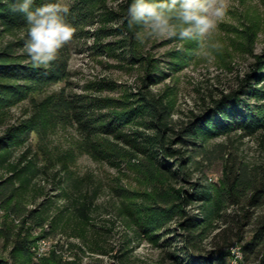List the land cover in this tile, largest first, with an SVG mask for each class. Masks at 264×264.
Segmentation results:
<instances>
[{"label": "trees", "instance_id": "obj_1", "mask_svg": "<svg viewBox=\"0 0 264 264\" xmlns=\"http://www.w3.org/2000/svg\"><path fill=\"white\" fill-rule=\"evenodd\" d=\"M48 2L55 0H34L33 8ZM131 2L125 0L116 10L106 0H75L69 6L67 21L76 29L75 34L88 32L99 54L113 53L128 45L131 63L145 67L141 85L135 91H125L120 98L81 93L69 97L63 92L49 96L30 117L10 125L0 135V169L7 173H0V210L4 209L6 216L20 218L12 239V256L17 264H62L54 251L35 257L37 242L57 234L66 220L75 221L72 236L86 237L95 196L83 192L84 182L74 180L66 164L67 177L58 194L66 204L51 218L48 229L44 228L50 217L46 202L27 209L22 201L32 179L43 169L26 153L14 162L15 149L26 134L40 133L47 124L57 121L76 124L83 137L82 147L96 159L116 168L127 165L141 173L149 188L120 189V195L126 198L123 212L140 233L162 250L165 261L234 264L232 249L239 246V264H264V166L250 169L230 157L225 159L219 181H193L199 161L194 150L186 147L188 143L204 146L212 137L237 130L246 136L264 130V51L257 55L238 88L223 93L203 113L175 130L171 125L173 101L151 89L166 73L156 59L139 53L135 44L138 27L127 23ZM113 20L119 24L109 25ZM96 22L99 25L93 30L84 29ZM16 30H23L24 35L14 44L24 45L27 26L22 14L12 13L8 4L0 2V37ZM116 32L124 37L102 41ZM70 44L47 69L14 57L10 44L0 48V112L29 92L66 81ZM95 84L99 91L115 86L104 79ZM191 204H195L196 212L190 210ZM64 211H68L67 215ZM37 229L40 231L35 234ZM90 250L106 253L92 247ZM0 264L13 263L0 255Z\"/></svg>", "mask_w": 264, "mask_h": 264}, {"label": "rangeland", "instance_id": "obj_2", "mask_svg": "<svg viewBox=\"0 0 264 264\" xmlns=\"http://www.w3.org/2000/svg\"><path fill=\"white\" fill-rule=\"evenodd\" d=\"M74 1L63 0L69 6ZM106 2L110 8L119 10L125 0ZM118 24V20L109 23L112 26ZM98 25L96 22L84 29L90 31ZM137 27L135 44L139 53L146 58L156 59L166 73L163 79L151 85V89L173 101L171 125L177 130L194 115L212 106L214 99L238 88L251 71L257 55L264 51V0H230L227 15L208 42L149 37L141 26ZM23 35V30L3 33L0 48L10 44L14 57L28 63L31 60L24 45L14 44ZM123 37L116 32L102 41ZM93 41L83 30L74 34L70 44L68 79L29 92L17 103L4 108L0 112V135L10 125L30 117L49 96L63 92L69 97L81 93L120 98L125 91H135L141 85L145 67L131 63L128 45L113 53L99 54ZM211 43L219 47L211 48ZM101 79L112 81L114 88L96 89L95 83ZM82 140L76 124L54 121L40 133L32 131L26 134L23 143L15 149L14 162L26 153L43 169L32 179L22 201L27 209L46 202L50 217L45 229H48L51 218L66 204V200L58 196L60 185L67 177L65 164L74 180L84 182L83 192L95 196L86 237L72 236L75 221L66 220L60 224L57 234H49L37 242L38 254L35 259L54 251L64 264H171L162 258V250L140 233L130 216L123 212L126 198L120 195L119 190H147L149 184L135 168L127 165L116 168L105 160L96 159L82 147ZM203 144L186 145L194 150L199 161L193 172V181H219L225 159L230 157L247 164L250 169L264 166V130L253 136L242 135L237 130L228 135L212 137ZM0 173L3 176L7 174L2 168ZM190 210L197 211L195 204L190 205ZM64 213L67 215L68 211ZM19 219L6 216L5 210H0V255L9 258L13 264H17V261L10 251L12 239L19 228ZM39 231L37 229L35 234ZM90 247L105 250L106 253L92 252Z\"/></svg>", "mask_w": 264, "mask_h": 264}, {"label": "clouds", "instance_id": "obj_3", "mask_svg": "<svg viewBox=\"0 0 264 264\" xmlns=\"http://www.w3.org/2000/svg\"><path fill=\"white\" fill-rule=\"evenodd\" d=\"M0 2L8 4L12 13L22 14L27 26L24 49L34 67L47 69L73 41L76 29L67 21L70 8L63 0L35 8L34 0ZM229 6L230 0H132L127 23L129 27L141 26L149 37L208 42ZM209 46L219 47L216 43Z\"/></svg>", "mask_w": 264, "mask_h": 264}, {"label": "built area", "instance_id": "obj_4", "mask_svg": "<svg viewBox=\"0 0 264 264\" xmlns=\"http://www.w3.org/2000/svg\"><path fill=\"white\" fill-rule=\"evenodd\" d=\"M238 247H237V249H232V253H233V257H235L237 263L239 264V261H238V258H237V250H238Z\"/></svg>", "mask_w": 264, "mask_h": 264}, {"label": "bare ground", "instance_id": "obj_5", "mask_svg": "<svg viewBox=\"0 0 264 264\" xmlns=\"http://www.w3.org/2000/svg\"><path fill=\"white\" fill-rule=\"evenodd\" d=\"M239 253V251L237 250V254ZM239 257V256H238ZM234 264H237L236 260H234Z\"/></svg>", "mask_w": 264, "mask_h": 264}]
</instances>
